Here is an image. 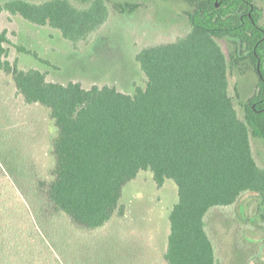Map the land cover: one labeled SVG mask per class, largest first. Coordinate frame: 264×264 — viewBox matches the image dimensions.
<instances>
[{
    "label": "trees",
    "instance_id": "trees-1",
    "mask_svg": "<svg viewBox=\"0 0 264 264\" xmlns=\"http://www.w3.org/2000/svg\"><path fill=\"white\" fill-rule=\"evenodd\" d=\"M73 1L0 0V13L57 29L75 44L103 25L109 6L107 0H79L82 6ZM187 1L192 7L186 13L188 30L135 54L146 80L133 94L112 85L85 88L76 81H49L39 69L18 68L8 59L6 31H0V70L12 76L25 103L49 109L57 128L50 178L28 181L35 203L43 192L44 209L48 205L64 214L77 229H97L122 215L123 185L148 170L157 186L170 179L177 187V201L168 213L165 264H219L206 230L212 208L255 193L264 220V167L256 162L250 142L264 141L263 10L255 0ZM221 38L231 46L227 55ZM248 64L257 82L252 95L238 101L240 116L229 75ZM234 91L238 97L236 85ZM10 180L16 213L4 212L0 200V264H44L35 261L36 237L39 251L51 255L52 264H65L55 243L49 240V245L39 233L42 225L23 184ZM20 213L29 222L21 235L15 230Z\"/></svg>",
    "mask_w": 264,
    "mask_h": 264
},
{
    "label": "rangeland",
    "instance_id": "rangeland-1",
    "mask_svg": "<svg viewBox=\"0 0 264 264\" xmlns=\"http://www.w3.org/2000/svg\"><path fill=\"white\" fill-rule=\"evenodd\" d=\"M107 1L108 19L85 40L75 44L57 29L1 12L0 31H6L9 40L5 44L9 61L21 69H39L49 81L63 84L76 81L85 88L112 85L121 92L133 94L136 86H145L146 80L135 54L147 45L170 42L182 36L189 28L186 13L192 7L187 0ZM255 1L263 10L261 21H264V0ZM73 2L77 6L84 4L79 0ZM124 3L134 4V7L118 6ZM219 43L227 55L230 44L222 38ZM256 82L250 64L241 65L229 75L230 94L240 116L242 109L238 101L252 95ZM56 135L57 128L49 116V109L25 103L12 76L0 70V200H3V211L16 213L13 210V189H16L10 180L16 179L15 183L23 184L37 210L35 216L42 225L41 229L37 226L39 233L49 245L51 240L55 243L65 264H165L168 213L177 201V187L170 179L157 186L150 171H140L121 189L122 215L117 214L102 227L90 231L77 229L64 214L53 211L48 205L44 209L43 192L38 194L35 203L34 193L27 189L28 181L50 178L54 164L50 149ZM250 142L256 162L264 167V141L251 138ZM257 202L255 193L248 192L235 204L212 208L207 214L206 230L217 248L219 264H264V220ZM28 209L33 222L36 217L30 215L33 210ZM27 219L22 213L20 219L16 218L15 230L20 235L26 234ZM34 242L36 258L30 255L31 260L35 258V261L52 264L53 257H46L39 251L37 237Z\"/></svg>",
    "mask_w": 264,
    "mask_h": 264
}]
</instances>
